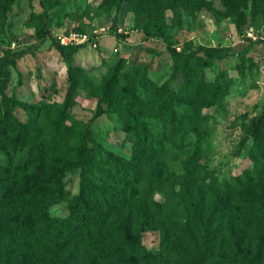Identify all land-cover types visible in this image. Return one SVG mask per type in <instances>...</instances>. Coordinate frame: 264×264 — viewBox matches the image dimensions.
Masks as SVG:
<instances>
[{
	"label": "rangeland",
	"instance_id": "374dc122",
	"mask_svg": "<svg viewBox=\"0 0 264 264\" xmlns=\"http://www.w3.org/2000/svg\"><path fill=\"white\" fill-rule=\"evenodd\" d=\"M228 1L240 15L229 12L224 0H0V59L14 62L0 63V112L10 99L37 111L33 128L47 139L49 148L57 142L55 156H75L80 140L87 136L88 147L97 152L99 181H105L114 169L110 168L112 162L133 158V144L121 126L128 111L125 105L133 94L155 97L145 91L147 82L158 93L163 86L177 91L189 75L207 88L221 75L226 76L221 102L195 114L203 117L207 135L200 156L192 157L191 121L170 125L168 141L176 143L165 142L159 176L154 175L147 157L138 180L139 195L125 209L110 215L102 255L111 264H118L132 247L139 248L138 264H175V255L160 252L167 243L190 252L185 264H198L194 250L200 226L213 202L224 201L225 196L227 210L222 223L215 226L209 264H234L240 261L235 254L248 241L255 249L264 241L257 202L264 174L259 170L260 175L252 177L259 156L249 135L252 119L264 115V45L244 38L248 28H262L264 0ZM2 8L5 14H1ZM148 22L161 24L167 40L180 53L205 47L225 56L209 64L201 54L175 63L164 41L143 35ZM45 27L53 40L38 39ZM101 28L108 29V34L100 37L95 47L80 48L69 60L52 44L61 34H91ZM118 61L121 107L103 105L98 115L93 97ZM71 79L74 86L69 98ZM12 116L25 125L33 120L21 107L14 108ZM150 122L160 134L155 119ZM9 136L12 143L14 135ZM182 136L185 140L180 143ZM243 173L250 174L252 184L235 188L233 179ZM62 183L65 201L48 210L55 219L67 216L69 201L79 191V171L67 173ZM226 184L231 189L225 190ZM5 217L0 211V222ZM142 252L147 256L141 258ZM261 253L259 264H264V249Z\"/></svg>",
	"mask_w": 264,
	"mask_h": 264
},
{
	"label": "trees",
	"instance_id": "16d2710c",
	"mask_svg": "<svg viewBox=\"0 0 264 264\" xmlns=\"http://www.w3.org/2000/svg\"><path fill=\"white\" fill-rule=\"evenodd\" d=\"M57 2L55 1L59 4ZM224 4L229 12L241 14L228 0H224ZM1 14H5L4 8ZM240 21H243V16ZM236 26L240 33V23ZM143 35L164 41L166 50L175 63L201 54L209 64L225 56L217 55L214 48L205 47H199L189 54L180 53L167 40L163 26L156 22H148ZM38 39L53 40L46 27L40 30ZM52 44L66 60L82 48L64 47L56 40L52 41ZM0 63L14 64L12 59L4 58L0 59ZM120 70L121 63L118 61L110 67V75L98 94L93 97L98 103V115L101 114L103 105L118 109L121 107V93L117 90ZM176 70L175 66L173 78ZM225 79L226 76L221 75L207 88L189 75L177 91H170L163 86L157 93L154 86L147 82L145 91L147 89L149 94H155L153 99L147 95L132 93L131 100L125 105L129 113L127 111L125 114V125H122L121 129L133 144V158L121 159L119 163L112 162L110 168L114 169L105 177V181H99L101 179L97 177V152L93 147H88L87 136L80 140L75 156L73 154L71 157L69 153L55 156L57 142L49 148L47 139L42 137L40 132L36 133L33 128L36 125L34 119L37 111L34 112L16 99L8 100L0 112V211L6 213V217L0 222V264H111L107 257L102 255L103 233L110 215L125 209L139 195L138 180L147 157L154 169V175L159 176L165 142L176 143L174 139L168 141L166 129L170 125L185 120L191 121L188 132L194 138L192 157L196 159L200 156L201 146L207 135L203 130V117L195 114H200L203 107H211L221 102L226 91ZM73 86L74 81L71 79L69 98L72 96ZM199 102H205V105ZM16 107L26 109L33 120L25 125L14 119L12 111ZM154 119L160 125V134L157 127L150 124V120ZM10 133L14 135L12 143ZM249 135L253 139L254 151H257L259 156L252 172L253 177L260 175L259 170L264 174V115L252 119ZM184 140L185 136L179 139L180 143ZM77 171L80 177L79 191L69 201L67 216L60 219L51 217L48 210L66 198L62 178L67 173ZM247 175L250 174L243 173L234 178L233 186L240 188L252 184L253 178ZM229 188L230 185L226 184L225 190ZM257 193V202L262 211L259 218H262L261 227H264V183L259 186ZM224 201L213 202L209 214L200 226L197 249L194 250L198 264H209L213 256L211 241L216 231L215 226L221 224L225 217L227 205ZM197 202L198 200L193 201V206ZM257 244L258 248L255 249L248 241L246 246L235 254L240 261L233 263L259 264L264 241ZM137 250L138 247H132L126 251L119 263L138 264L140 258L136 256ZM160 252L175 255V264H185L191 258L190 252L180 245L167 243ZM146 256L145 252L140 253L141 258Z\"/></svg>",
	"mask_w": 264,
	"mask_h": 264
},
{
	"label": "built area",
	"instance_id": "2783aa9c",
	"mask_svg": "<svg viewBox=\"0 0 264 264\" xmlns=\"http://www.w3.org/2000/svg\"><path fill=\"white\" fill-rule=\"evenodd\" d=\"M108 34V29L101 28L93 31L91 34L71 31L66 34L56 36V41L64 47H95L100 37ZM244 38L247 42H258L264 45V24L258 31L251 27L245 30Z\"/></svg>",
	"mask_w": 264,
	"mask_h": 264
}]
</instances>
